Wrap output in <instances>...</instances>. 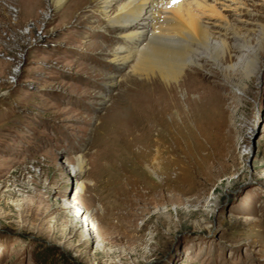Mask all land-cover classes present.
<instances>
[{
	"label": "rangeland",
	"instance_id": "1",
	"mask_svg": "<svg viewBox=\"0 0 264 264\" xmlns=\"http://www.w3.org/2000/svg\"><path fill=\"white\" fill-rule=\"evenodd\" d=\"M52 6L0 0V264H264V57L245 91L206 69L162 100L143 74L109 89L119 29ZM79 154L102 246L66 207Z\"/></svg>",
	"mask_w": 264,
	"mask_h": 264
},
{
	"label": "bare ground",
	"instance_id": "2",
	"mask_svg": "<svg viewBox=\"0 0 264 264\" xmlns=\"http://www.w3.org/2000/svg\"><path fill=\"white\" fill-rule=\"evenodd\" d=\"M64 1L51 0L57 8ZM83 2L96 9L114 29H119L121 41L109 51V59L118 64L120 72L111 75L109 89L118 86L122 71L143 74L148 77L144 84L152 82L161 89L162 100L163 83L172 91L175 85L185 86L189 76L202 74L201 69H206L245 91L247 86L241 84L242 80L251 79L263 64L264 24L257 25L247 17L256 13L249 9L251 4L264 5V0H178L175 4L172 0ZM256 35L257 44L253 46ZM109 98L107 94L100 104L107 103ZM86 170L87 161L79 154L71 163L75 196L66 201L67 208L81 209L80 195L92 186L83 178ZM78 211L74 215L84 220L85 227L92 229L95 240L102 246V235L94 228V218L89 211Z\"/></svg>",
	"mask_w": 264,
	"mask_h": 264
},
{
	"label": "built area",
	"instance_id": "3",
	"mask_svg": "<svg viewBox=\"0 0 264 264\" xmlns=\"http://www.w3.org/2000/svg\"><path fill=\"white\" fill-rule=\"evenodd\" d=\"M12 6H13V4H10L9 8H10L11 13L13 14V18H15L17 16L16 12H18V10L15 7H12Z\"/></svg>",
	"mask_w": 264,
	"mask_h": 264
},
{
	"label": "snow or ice",
	"instance_id": "4",
	"mask_svg": "<svg viewBox=\"0 0 264 264\" xmlns=\"http://www.w3.org/2000/svg\"><path fill=\"white\" fill-rule=\"evenodd\" d=\"M177 2H178V0H172V4H175Z\"/></svg>",
	"mask_w": 264,
	"mask_h": 264
}]
</instances>
